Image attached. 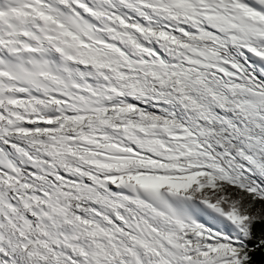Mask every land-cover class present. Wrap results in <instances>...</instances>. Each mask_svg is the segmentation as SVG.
<instances>
[{"label":"snow or ice","instance_id":"snow-or-ice-1","mask_svg":"<svg viewBox=\"0 0 264 264\" xmlns=\"http://www.w3.org/2000/svg\"><path fill=\"white\" fill-rule=\"evenodd\" d=\"M0 264H264V0H0Z\"/></svg>","mask_w":264,"mask_h":264}]
</instances>
